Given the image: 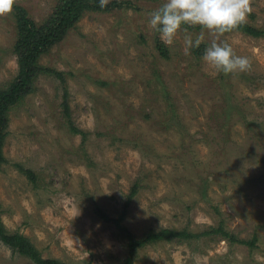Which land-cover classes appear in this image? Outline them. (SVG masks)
I'll return each instance as SVG.
<instances>
[{
  "label": "rangeland",
  "instance_id": "374dc122",
  "mask_svg": "<svg viewBox=\"0 0 264 264\" xmlns=\"http://www.w3.org/2000/svg\"><path fill=\"white\" fill-rule=\"evenodd\" d=\"M57 1L13 3L39 25ZM109 1L121 6L82 11L38 57L51 71L38 73L7 112L5 231L60 263L123 264L127 238L100 213L119 216L131 194L122 223L136 238L219 226L239 239L257 236L253 248L218 233L157 240L131 264H264V36L183 26L169 46L148 22L164 0ZM249 4L245 21L264 30V0ZM185 36L203 37L189 55ZM16 39L12 8L0 15V89L18 72ZM214 39L250 68L216 73L202 58ZM0 264L35 263L0 241Z\"/></svg>",
  "mask_w": 264,
  "mask_h": 264
},
{
  "label": "trees",
  "instance_id": "16d2710c",
  "mask_svg": "<svg viewBox=\"0 0 264 264\" xmlns=\"http://www.w3.org/2000/svg\"><path fill=\"white\" fill-rule=\"evenodd\" d=\"M120 7L121 4L115 1H109L104 7L100 6V0H58L54 6L53 13L43 23L37 25L28 16L24 8L20 5H12L17 25V39L14 50L18 53V72L14 79L5 89H0V163L3 161L1 154V145L4 138V130L6 128L7 112L22 96L32 89L33 79L42 71H51L48 68L38 66V57L46 51L53 43L61 40L65 36L67 30L78 20L82 11L93 8L100 11H108L111 8ZM186 28H197V26H184ZM251 36H264V30H260L251 26L246 21L240 24L236 29ZM231 30V31H234ZM156 47L159 53L167 55L168 50L159 40L156 41ZM59 76V74H56ZM65 103V102H64ZM66 114H68L67 106ZM136 185L132 187V193L135 192ZM131 194L128 195L125 207L122 213L117 217H110L101 212L100 215L105 220L113 221L116 226L123 232L127 238L128 257L123 264H131L133 256L139 247L157 240L187 239L201 237L213 233L221 234L227 237L232 244L242 243L253 248L257 242V236L254 234L251 239H239L235 235L227 232L223 226L216 229L203 231L201 233H188L184 230H176L173 228H163L158 231L149 230L143 237L136 238L127 227L122 223L126 207L128 206ZM0 241L8 246L12 251L28 257L35 264H64L54 259L43 258L33 244L22 234L7 233L0 222ZM255 247V246H254Z\"/></svg>",
  "mask_w": 264,
  "mask_h": 264
},
{
  "label": "clouds",
  "instance_id": "9594fccd",
  "mask_svg": "<svg viewBox=\"0 0 264 264\" xmlns=\"http://www.w3.org/2000/svg\"><path fill=\"white\" fill-rule=\"evenodd\" d=\"M13 2L0 0V15L10 13ZM107 2L100 0V6L104 7ZM250 11L249 0H164L158 9L149 14L148 22L159 33L161 41L171 46L183 26L198 25L218 37L236 29ZM202 39L198 36L193 41L191 36H185L184 54L189 55ZM202 58L218 74L245 72L251 66L248 57L236 55L228 43L217 42L216 39L205 48Z\"/></svg>",
  "mask_w": 264,
  "mask_h": 264
}]
</instances>
